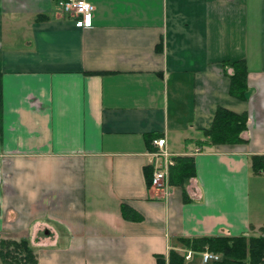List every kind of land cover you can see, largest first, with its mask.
<instances>
[{
    "label": "crops",
    "instance_id": "1",
    "mask_svg": "<svg viewBox=\"0 0 264 264\" xmlns=\"http://www.w3.org/2000/svg\"><path fill=\"white\" fill-rule=\"evenodd\" d=\"M63 1L0 0V238L38 264H156L182 239L264 235V0H86L92 27ZM221 106L248 115L244 142L174 150ZM153 134L194 154L185 190L149 186Z\"/></svg>",
    "mask_w": 264,
    "mask_h": 264
},
{
    "label": "trees",
    "instance_id": "2",
    "mask_svg": "<svg viewBox=\"0 0 264 264\" xmlns=\"http://www.w3.org/2000/svg\"><path fill=\"white\" fill-rule=\"evenodd\" d=\"M223 64L231 82L230 94L240 100H247L249 92L247 62ZM227 67L232 68L233 72L228 73ZM248 121L247 114H238L225 107H218L212 127L202 131L205 139L197 142L201 147L244 142L243 133L248 128ZM157 136V134L149 135L148 141L152 143ZM154 149L151 148L152 151ZM174 159L177 164L170 169V182L185 190L190 180L195 177V157L178 155ZM252 169L256 173L264 171V155L253 156ZM148 182L151 186L152 172L148 173ZM182 241L186 248L200 252L208 248L222 255L220 260L209 264H264V235L208 236L193 240L182 239ZM0 244V258L3 264H38L37 256L28 239H22L20 242L2 240ZM156 264H187V262L183 255L172 250L168 258L158 255Z\"/></svg>",
    "mask_w": 264,
    "mask_h": 264
},
{
    "label": "built area",
    "instance_id": "3",
    "mask_svg": "<svg viewBox=\"0 0 264 264\" xmlns=\"http://www.w3.org/2000/svg\"><path fill=\"white\" fill-rule=\"evenodd\" d=\"M63 11L71 14L76 19V25L78 27H92L93 15L95 12V6L86 0H66L61 2ZM155 150L150 154L154 171L152 175L153 188L165 192L167 195L173 190V186L170 183V169L176 164L173 154L168 148L167 138H157L153 141ZM201 148L196 149V153L201 152ZM194 251L187 250L184 253L187 262H190L194 258ZM203 264H209L213 261L221 259V255L209 250L208 248L200 253Z\"/></svg>",
    "mask_w": 264,
    "mask_h": 264
},
{
    "label": "rangeland",
    "instance_id": "4",
    "mask_svg": "<svg viewBox=\"0 0 264 264\" xmlns=\"http://www.w3.org/2000/svg\"><path fill=\"white\" fill-rule=\"evenodd\" d=\"M187 136L188 137H190V138H194V139H197V141H199L198 140V138L199 137H197L196 135H192V132H190V133H187ZM197 141L196 140H194L193 141V139L191 140V141H186L185 139H183L182 137H180V138H177V139H175V141H173V144H174V150H176V151H183V150H186V148H188V149H192V148H194V146L195 145H197L198 143H197ZM206 150V149H205ZM192 152V151H191ZM186 155H191V154H189V152H188V154H186ZM177 164V163H176ZM256 180H255V178H253L252 179V186H251V188H252V194H253V198H255L254 196H255V194H256V192H257V189H256V186H257V182H255ZM171 183V182H170ZM171 185L173 186V187H177L176 185H173L172 183H171ZM152 188H153V186H152ZM154 190H156L157 191V189H155L154 188ZM256 191V192H255ZM161 192H163V191H161ZM256 196H257V194H256ZM253 201V200H252ZM257 204V203H256ZM254 202H253V205H256ZM16 223H11V225L10 226H14ZM17 225V224H16ZM17 228L18 227H15L14 228V230H12V232H14L15 230L17 231ZM2 240H14V241H18V242H20L22 239H20V238H18V237H15L14 235H12L11 237L10 236H8V237H1L0 238V243H1V241ZM30 240V239H29ZM30 244H32V241L30 240ZM0 246H1V244H0ZM12 249V248H11ZM33 249H34V247H33ZM210 250V249H209ZM214 252V251H213ZM34 253H35V251H34ZM217 253V252H216ZM218 254H220V253H218ZM20 255V254H19ZM221 255V254H220ZM35 256H36V253H35ZM222 256V255H221ZM20 257V256H19ZM23 261V260H22ZM0 264H3V262H2V259L0 258Z\"/></svg>",
    "mask_w": 264,
    "mask_h": 264
}]
</instances>
